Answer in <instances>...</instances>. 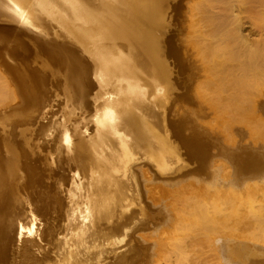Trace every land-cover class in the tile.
<instances>
[{
	"label": "bare ground",
	"instance_id": "6f19581e",
	"mask_svg": "<svg viewBox=\"0 0 264 264\" xmlns=\"http://www.w3.org/2000/svg\"><path fill=\"white\" fill-rule=\"evenodd\" d=\"M177 2L0 0V16L3 19L21 25L26 31L34 33L36 42L62 54L70 69L66 78L62 72L61 94L73 100L74 105L89 109L91 114L86 125L81 126V135L75 136L76 141L67 129H63L59 137L60 144L76 148L71 154L74 153L75 158L81 156L83 162L78 170L67 176L66 183L61 179L54 183L65 200L64 218L46 221L48 237L55 235L56 238L51 240L48 251V255L54 258L45 259L44 264H138L134 261L137 251L133 248V241H138L136 237L142 236L146 229L144 226L153 216L142 202L139 173L142 174V168H149L156 169L161 177L180 178L188 172L189 164L200 159L195 149L183 147L173 138L169 124L172 108L181 97L179 90L172 89L180 85L168 71L170 66L179 64L171 41L177 26ZM255 40L256 46L248 50L247 59L243 57L240 62L241 59L236 58V62L239 61L235 63L241 67L248 91L242 86L241 79L238 80L237 73L240 72L237 69H233L236 74L232 77H239L237 84L230 79L227 81L226 75L224 78L226 86L228 82L239 86L237 93L242 89L237 95L232 94L237 98L234 100L245 97L247 104L252 102L249 106L254 104L251 109H256L257 105L264 107V82H257L264 79H260L264 76V38L259 36ZM244 42L250 48L246 40ZM9 59L14 67L0 60V96L17 94L26 109L18 114L11 111L16 101L12 105L7 104L2 113L16 116L24 113L26 116L29 103L41 93V70L31 68L35 69L34 74L14 59ZM177 67L180 72V66ZM223 68L226 69L225 66ZM233 70L228 72L233 73ZM231 73L229 75L232 76ZM223 84L222 87H226ZM212 90L211 93H216L214 88ZM94 93L97 95L95 100L92 99ZM179 102L171 117L178 111ZM97 104L100 105L96 110ZM35 123L41 127L40 120ZM58 126L61 124L56 121L51 124L52 128ZM2 133L0 144H4ZM43 176L52 178L50 171ZM26 190L24 177L19 171L1 176V223L16 217V213L25 216L26 204L30 200ZM261 199H264V194ZM57 202L60 211L62 197L59 196ZM46 204H43L44 214ZM244 208L246 213L242 214L253 220L254 227L249 226V230H253H250L252 235L264 237V201L256 203L251 200L244 204ZM187 209L188 212H185L193 215L191 218L196 222L195 227H199L202 233H211L216 229L215 223L218 225V222L228 220L230 212L234 211V204L229 200L214 203L192 201ZM237 215L241 214L234 211L232 220L248 219V216L245 219ZM193 222L189 233L196 229ZM246 223L251 225L252 222ZM212 224L213 230L210 229ZM0 227L3 228L2 225ZM9 227L10 230L15 229V224ZM184 228V232L188 233L190 228ZM20 234L21 229H17L16 243ZM23 245L26 246V243ZM208 249L216 253L219 247L211 245Z\"/></svg>",
	"mask_w": 264,
	"mask_h": 264
},
{
	"label": "rangeland",
	"instance_id": "374dc122",
	"mask_svg": "<svg viewBox=\"0 0 264 264\" xmlns=\"http://www.w3.org/2000/svg\"><path fill=\"white\" fill-rule=\"evenodd\" d=\"M176 14L177 26L171 41L179 64L170 66L168 71L179 83L180 87L172 89L179 90L181 97L175 102L171 114L179 101L181 105L172 117L170 114L169 124L173 138L183 147L195 149L201 157L187 166L189 169L185 175L175 179L161 177L156 169L142 168V174L139 173L142 202L153 216L144 226L146 229L142 236L133 241V248L137 251L134 261L138 264H264V237L252 235L253 230L250 232L249 228L254 227L253 220L242 214L246 210L243 209L245 203L264 201L261 199L264 194V107L257 105L256 109H251L254 104L249 106L251 101L247 104L244 96L242 101L232 97L242 90L238 89L237 93L239 86H234L237 78L240 77L238 80L241 79L245 87L244 74L235 63L240 59L242 62L243 57L247 59L248 50L256 46L254 38H264V0H181ZM244 38L250 48L245 46ZM33 43V55L27 58L24 55L19 65L25 69L39 66L41 93L29 103L26 116L24 113L18 116L2 113L7 104L12 105L16 101L11 111L18 114L26 109L19 95L0 96V132L3 131L1 139L4 143L0 144V178L13 171H19L24 177L25 194L30 199L26 204V217L14 212L17 216H12L10 225L15 224V229L11 231L16 237L17 229H21L17 241L20 256L32 258L41 254V262L44 263L45 259L54 258L48 255V251L51 240L56 238L55 235L48 237L46 221L64 218L65 200L54 183L59 179L66 183L67 176L78 170L83 162L81 156L75 158L74 153L71 154L76 148L60 144L59 137L62 130L67 129L76 141L75 136L81 135V126L86 125L91 114L89 109L74 105L73 100L61 94L62 72L66 78L70 69L62 54L39 41ZM241 51L244 53L239 57ZM236 58L239 59L237 62ZM224 66L231 71L237 69L239 77L232 79L236 73L229 71L232 76L229 75ZM224 78L234 84L228 82L226 86ZM257 82L263 83L264 79ZM212 88L219 95L214 97ZM96 96L94 93L92 99L95 100ZM98 105L94 109L97 110ZM39 120L40 128L35 123ZM54 121L61 126L52 128ZM35 155L39 157H35L36 164L32 165L27 159ZM36 166L38 172L34 171ZM48 171L51 172L52 184L41 190L43 173ZM57 193L62 197L60 211ZM227 200L232 201L233 210L241 214L237 216H244L246 221L242 218L232 220V211L228 220L214 224L216 229L212 224L210 229L214 232L202 233L199 227H195L192 214L186 213L192 201L214 203ZM44 203H47L45 214ZM192 220L196 229L189 233ZM184 227L190 231L187 233L185 230V233ZM211 245L219 247V250L210 252L208 247Z\"/></svg>",
	"mask_w": 264,
	"mask_h": 264
},
{
	"label": "water",
	"instance_id": "95a60500",
	"mask_svg": "<svg viewBox=\"0 0 264 264\" xmlns=\"http://www.w3.org/2000/svg\"><path fill=\"white\" fill-rule=\"evenodd\" d=\"M180 1L181 0H178L177 2L179 6ZM3 18L4 17L0 16V57L2 58L0 60L4 61L7 66L14 67L15 64H13L9 58L21 63L20 60H22L24 55H26V58L29 55H33V51L35 49L33 43L35 42V35L34 33L26 31V29H24L21 25ZM32 68L39 70L38 65H35ZM34 70L30 69V71L35 74L36 72ZM244 148L246 149L247 147ZM38 155L41 156L40 154ZM38 155L30 157L27 159V161L30 164L35 165V157ZM35 170L38 172L37 166L34 167V171ZM28 181L31 180L28 179ZM42 181L41 190L44 188L46 189V186L52 184L53 180L44 178ZM9 219L7 218V220L2 223L3 228L0 229V264H44L41 262V254L39 256H32V258H30V256H20V251L17 248L16 238L9 227Z\"/></svg>",
	"mask_w": 264,
	"mask_h": 264
}]
</instances>
